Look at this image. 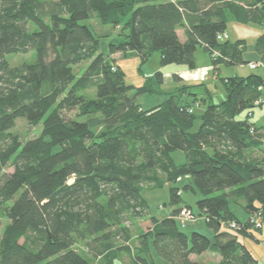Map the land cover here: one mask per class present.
I'll use <instances>...</instances> for the list:
<instances>
[{
    "label": "trees",
    "instance_id": "obj_1",
    "mask_svg": "<svg viewBox=\"0 0 264 264\" xmlns=\"http://www.w3.org/2000/svg\"><path fill=\"white\" fill-rule=\"evenodd\" d=\"M234 2L0 0V225L6 221L0 264H115L124 256L131 264H199L190 256L206 252L220 256L217 264H258L237 235L220 228L243 223L231 203L264 218L263 136L249 122L250 111L262 103L263 78L221 79L226 98L215 104L204 83L154 90L150 81L158 89L161 72L146 86H128L110 59L135 55L143 64L159 52L161 65L194 70L200 47L209 56L221 54L211 59L214 71L220 63L247 64L243 40L219 42L216 36L226 31L228 13L242 24L263 25L264 0H249L247 8ZM92 18L122 30L107 54L98 51L105 35L95 36L86 24ZM181 28L183 42L176 33ZM31 50L32 64L12 67L6 60ZM255 52L264 60V35ZM83 61L88 66L77 76L73 67ZM155 92L166 96L158 105L143 109L135 102L136 95ZM189 97L205 105L200 114ZM71 111L75 117L66 119ZM18 119L40 125V135L22 142L10 133ZM254 150L263 156L250 157ZM176 152L183 160H175ZM144 183L150 189L172 184L170 215L148 216ZM184 190L199 192L198 216L212 239L180 230L175 216L182 207L191 209L179 206ZM146 218L150 226L132 248L125 223ZM244 225L238 232L253 238Z\"/></svg>",
    "mask_w": 264,
    "mask_h": 264
},
{
    "label": "rangeland",
    "instance_id": "obj_2",
    "mask_svg": "<svg viewBox=\"0 0 264 264\" xmlns=\"http://www.w3.org/2000/svg\"><path fill=\"white\" fill-rule=\"evenodd\" d=\"M236 2L241 3H248L249 0H236ZM86 24L90 28V30L93 32V34L96 35H105L104 37L99 38V47L98 51L101 53H108L109 50V42L116 38V37H122L121 33L122 30L120 27L118 28H112L110 25H101L98 24L97 20L95 18L90 19L89 21H86ZM255 28L252 27H246L244 25H240L235 21L228 20L227 21V28H226V35L229 37L228 40L231 42H235V40H239L240 38H243L245 43V50H244V58L246 59H253L255 56V43L258 39L257 35H261L264 32L262 30L259 31V34L253 35L254 32H256ZM259 35V36H260ZM257 36V37H256ZM239 38V39H237ZM117 42V40H115ZM195 60L196 58L201 57L202 59H205L206 61L211 62L210 56L200 47L196 49L195 52ZM110 59L113 61L114 65H117L124 73H125V84L128 86H133L135 88H139L142 86H146V84L150 81V79L154 78V74L156 72H161V74L166 75L168 73L175 72L174 69L176 67H179V65L172 64L163 66L160 64V54L159 52H154L152 56L148 59L147 62L141 64L140 59L135 56L131 55L128 57L122 56L121 53H115L110 56ZM6 60L10 64V66H21L23 64H32L35 60V53L33 50L27 52L26 54H16V55H8L6 56ZM89 61H83L80 64L73 67V72L80 76L88 66ZM211 68L209 72H205L204 70H198L195 73L202 79L201 83H204L207 87L213 103L217 104L221 101H223L226 98V92L222 85L221 79L223 78H229V77H246L250 74H257L261 76L264 80V69L263 68H257L254 70H251V68L248 67V63L244 65H224L223 63H220L216 70L214 71L213 65L211 62ZM174 74V73H173ZM164 78V76H163ZM169 81V80H168ZM164 81L161 86L153 84L152 81H150V85L153 87L154 90H158L166 93L171 92L173 89L177 86L173 84L170 80ZM195 92V91H194ZM133 93V92H132ZM131 93V95H132ZM200 93V92H197ZM85 95L87 97H94V90H88L86 91ZM203 96H207L204 94ZM165 94H158L157 92L152 94H139L136 95L135 102L140 105L143 109L150 108L152 106H155L165 100ZM262 103L259 105L257 103L250 112H252L249 116V122H254V124L258 127L262 126L264 128V96L262 97ZM186 101L190 102L195 109L196 114H200L204 109L205 105L201 103V101L197 102L196 104L192 103V98L189 97L186 99ZM181 102H185V99L181 100ZM247 112H244L237 118L241 119L246 116ZM76 115V111L66 112L64 113V117L66 119H72ZM40 125L38 126H32L26 122L24 119H18L15 123V126L13 129H11L10 133L17 135L19 139L24 142L26 140L36 138L40 135ZM264 149V139H263V146L261 147ZM249 156L253 157L254 159H260L263 155L261 151L254 150L253 152H248ZM183 155L180 152H176L173 154V157L175 160H181ZM12 171V168H8L5 170V172L9 173ZM159 178H163L164 174L159 172L157 174ZM187 177H184L182 179H179L176 185L180 186L183 183H186ZM172 184H166L161 189H150L152 187V184L150 183H144L143 184V190H142V196L146 199L147 205H148V216H154L156 218H163L168 216V214L171 213L173 207H171L169 202V186ZM196 193V194H195ZM195 193L192 191H181V199L182 202L181 205H189L190 210L196 215V221L192 223H187L185 226L179 225L180 222L177 221L178 226L182 232H185L187 235L190 234L192 231H198L201 234L207 236L209 239L213 238L212 232H209L205 221L202 218H199L197 213V207L196 202L200 199V194L197 190H195ZM229 207H231V204H229ZM236 211L243 212L244 210L240 206H234ZM238 214V213H236ZM246 215V213L244 212ZM238 216V215H237ZM239 220L244 217H239ZM244 221L246 219H243ZM6 223L5 220L1 221L0 225V235H1V229ZM125 225L130 229L132 232V241H130V245L135 247L137 245V237L140 232H144L148 229L150 226V220L149 218L146 219H135L134 223L132 221H127ZM220 230L222 232H229L231 234L237 235L239 242L242 244H245L253 257L259 261V264L263 263L264 258V225L261 230H255L254 228H250V234H253V238L244 236L240 232L235 231L228 227L226 224H222ZM247 249V250H248ZM190 259L192 261H196L199 264H217V258L214 255L206 254L203 256L196 257L194 255L190 256ZM122 264H131L130 258L124 256L121 261ZM164 263V262H163ZM154 264H161L159 261Z\"/></svg>",
    "mask_w": 264,
    "mask_h": 264
},
{
    "label": "crops",
    "instance_id": "obj_3",
    "mask_svg": "<svg viewBox=\"0 0 264 264\" xmlns=\"http://www.w3.org/2000/svg\"><path fill=\"white\" fill-rule=\"evenodd\" d=\"M235 2H234V4H236V5H240V6H242V7H244V8H247L249 5H250V3H241V2H236V0H234ZM253 8H255V7H253ZM227 17H228V20H232V21H235V22H237L238 24H240V25H244V26H246V27H252V28H255V29H257V30H255L256 32H254V34L253 35H257V34H259V31L260 30H262L263 32H264V24L263 25H258V24H242V23H240V22H238L237 21V19L235 18V16L232 14V13H228L227 14ZM176 33H177V36H178V38H179V40L181 41V42H183L184 40H185V35H184V30L181 28V29H177V31H176ZM260 35V34H259ZM259 35H257L258 37H260L261 35H264V33L263 34H261L260 36ZM256 36V37H257ZM228 37V36H227ZM228 39H229V37H228ZM227 39V40H228ZM237 39H239V38H237ZM239 40H243V38H240ZM235 41H237V40H235ZM244 41V40H243ZM244 60L245 61H247L248 63H250V62H259V61H262L263 63H264V60H262L261 59V56L260 55H258L256 52H255V56H254V58L253 59H246V58H244ZM212 62V61H211ZM211 62L210 61H206L205 59H202L201 57H199L198 56V58H196V60H195V69L194 70H189V69H187V68H185L184 66H179V67H176V69H174L175 70V72H173V73H168V74H166V75H163L164 76V78H163V82L164 81H170V80H172L171 82L173 83V84H175V85H177V86H182V85H191V84H198V83H201V81H202V79L195 73L196 71H198V70H204L205 72H209L210 71V69H212L211 68ZM249 67V66H248ZM264 69V68H263ZM251 70H254V69H251ZM253 74V73H252ZM173 75H177L178 77H179V79H180V82H175L174 81V78H173ZM257 75V74H256ZM168 81V82H169ZM176 86V87H177ZM175 87V88H176ZM174 88V89H175ZM173 89V90H174ZM158 105V104H157ZM156 106V105H155ZM152 107H154V106H152ZM152 107H150V108H152ZM142 108V107H141ZM147 109H149V108H147ZM250 113H252V112H250ZM253 114V113H252ZM250 123H253L254 124V122H250ZM256 127H258V126H256ZM260 130H259V132L262 134V136H263V139H264V128L262 127V126H260V127H258ZM179 157H181V156H179ZM182 159L181 160H183V157H181ZM181 160H179V161H181ZM188 179V178H187ZM186 179V180H187ZM185 180V181H186ZM181 206H184V205H181ZM234 206H236V204H234V203H231V207H229V209H230V211L231 212H233L234 214H235V216L237 217V220L238 221H244L243 219H247L248 218V216H249V213H247V212H245V211H243V212H241V211H236L235 210V207ZM244 212L246 213V215L244 214ZM198 213V212H197ZM236 213H238V214H236ZM168 215H170V214H168ZM239 217H244V218H241L240 220H239V218H238V216ZM201 218V217H200ZM209 232H212L211 230L209 231ZM212 235H213V233H212ZM252 236H253V234H251ZM254 237V236H253ZM242 245H244L246 248H247V246L245 245V244H243L242 243ZM248 249V248H247ZM249 250V249H248ZM250 252V251H249ZM251 253V252H250ZM206 254H211V255H214V256H216V258H217V262H219V260H220V256H218V255H216V254H212V253H208V252H206V253H204V254H202L201 256H203V255H206ZM200 256V257H201ZM121 261H122V259L120 260V261H116L115 262V264H122L121 263ZM263 263H264V258H263ZM258 264H259V261H258Z\"/></svg>",
    "mask_w": 264,
    "mask_h": 264
},
{
    "label": "built area",
    "instance_id": "obj_4",
    "mask_svg": "<svg viewBox=\"0 0 264 264\" xmlns=\"http://www.w3.org/2000/svg\"><path fill=\"white\" fill-rule=\"evenodd\" d=\"M228 37L226 33H220L216 36V40L219 42H223L227 40ZM210 58L212 60H217L221 58V54L217 50L211 51ZM249 68L251 69H257V68H264V63L262 61L259 62H250L248 63ZM252 130V129H251ZM253 131V130H252ZM252 133V132H251ZM200 218V216H199ZM202 218V217H201ZM196 215L187 207H182L177 215L175 216V220L180 222L179 225L182 227L185 226L187 223H192L196 221ZM204 220V217L202 218ZM246 225L251 226V228H254L255 230H261L264 225V218L260 216L259 213H253L248 216V218L245 220ZM228 227L239 231L241 230L245 225L244 221L243 223H238L236 221H230L227 223Z\"/></svg>",
    "mask_w": 264,
    "mask_h": 264
}]
</instances>
